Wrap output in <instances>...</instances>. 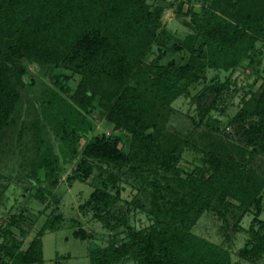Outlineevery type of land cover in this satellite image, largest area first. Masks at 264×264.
<instances>
[{
  "label": "trees",
  "instance_id": "16d2710c",
  "mask_svg": "<svg viewBox=\"0 0 264 264\" xmlns=\"http://www.w3.org/2000/svg\"><path fill=\"white\" fill-rule=\"evenodd\" d=\"M161 3L0 0V151L6 152V128L20 116L29 64L71 69L79 75L74 92L60 96L62 105L48 100V109L42 111L62 140L64 153L79 154L68 178H102L103 184L81 204L108 231L107 244L90 247V264L127 259L135 264H236L235 255L263 264L264 86L252 90L249 98L240 97V108L230 119L237 124L234 136H216L222 118L210 111L218 100L224 103L238 93L236 79L233 84L230 77L221 80L220 70H258L262 63L264 0H181L177 15L190 27L183 38L164 21ZM200 80L203 89L195 96L191 85ZM181 96L192 97L202 110L191 115L193 126L187 131L170 124L173 102ZM222 105L224 114L229 105ZM94 108L113 125L112 133H91ZM187 148L202 154L193 168L183 164ZM35 152L34 197L57 201L59 158L50 148L38 153L36 147ZM39 166L42 178L37 176ZM125 169L137 187L126 207L119 194ZM134 209L150 218L147 227L131 223ZM205 211L220 221L221 240L194 231ZM20 212L9 216L6 227L0 225V264H45L43 234L61 227L64 214L52 212L23 248L27 215L24 208ZM249 213L253 216L245 226ZM243 232V245L230 248ZM73 235L89 238L92 233L80 227ZM66 256L58 254L56 260Z\"/></svg>",
  "mask_w": 264,
  "mask_h": 264
},
{
  "label": "rangeland",
  "instance_id": "374dc122",
  "mask_svg": "<svg viewBox=\"0 0 264 264\" xmlns=\"http://www.w3.org/2000/svg\"><path fill=\"white\" fill-rule=\"evenodd\" d=\"M160 2L165 6L164 21L172 30L178 31L180 38L185 37L190 31V27L186 26L177 15L181 0H160ZM186 8L187 6L185 5L184 10ZM259 44L263 48L262 52H264L262 43ZM261 58L262 63L258 70H255L252 66H243L244 68L240 67L233 73L230 70L219 71L223 81L230 77L231 83H234L236 79L238 93L229 95L228 99H224V103L229 105L224 114L220 112L224 103L219 102V100L218 106L210 111L214 116L222 118V123L218 127L220 130L216 132L217 137L222 136L225 138L228 134L236 135L235 126L237 124L231 123L230 119L235 116L240 108V97L244 95L249 98L252 90L259 91L263 88L264 53ZM61 71L69 74V76L61 75L58 77L57 74ZM25 79L27 80V85L22 89L23 103L20 108V116L13 125L6 128L7 131L3 136V142H5L2 143V146L6 148V152L2 153L0 151V225L2 228L6 227L9 216L14 213H21L20 211L24 208L25 213L23 216L27 215V219L22 224L23 228L27 230V234L23 237V248H26L43 226L47 217L52 212H61L64 214V222L61 227L48 229L43 234L45 264H58V262L62 261L65 264H90V247L97 244H107L108 231L98 218L92 217V211L85 214L81 204L87 200L94 187L103 184L102 178L97 175L91 176L86 180H70L68 178L78 163L79 154L72 156L69 152L64 153L65 149H63L62 140L53 131L49 119L42 111L48 109L47 102L50 99H56V104L62 105L64 102L60 96L68 97L69 93L72 94L74 92L79 81V75L71 69L63 67H39L36 63H30ZM212 83L210 82L209 84ZM203 84V80L192 84V94L198 95L203 89ZM173 104L175 109L170 118L172 128L181 131L189 130L193 126L191 115L199 116L198 114L202 110H199L197 102L192 100L190 96L178 97ZM36 110L40 111L38 115H35ZM101 111L99 108H94L90 111V118L95 124L92 134L103 131L112 133L113 131V125L106 120ZM36 147L40 151L38 153H44L46 148H50L53 150V154L58 156L61 163L62 170L59 172V183L54 189L56 194V197H54L58 199L57 201L52 198L49 203H44L34 197L35 188L32 187L31 183L33 179L31 162L32 159L37 161ZM77 147L81 150L84 147V143L80 141ZM125 149H128V147ZM201 155L200 152L187 148L183 164L187 168H193ZM36 172L39 178L44 176L43 167H37ZM131 177L128 170L125 169L119 183L121 188L119 194L124 199V207L129 205L126 202L133 199L137 193V187ZM114 192H116L115 188ZM143 200L145 201L146 199L144 198ZM130 206L133 208L132 204ZM252 216L253 214L249 213L244 217L243 223L245 226H248ZM78 218L81 221L80 226L77 223ZM150 222V218L144 211L139 209L132 210L131 223L136 228H145ZM219 223L220 221L215 213L205 211L194 226V231L219 241L222 239V235L218 230ZM80 227L85 228L92 235L89 238L74 236L73 231ZM123 228L121 227L120 230ZM14 235L22 238V234L17 229H14ZM121 235L124 236L125 233L122 232ZM245 238L246 234L244 232L237 234L230 248L236 250V247L243 245ZM233 253L235 254L236 252L233 251ZM58 254L67 256L63 257L62 260H56ZM235 262L236 264H256L249 260H243L236 255ZM115 264H135V262L133 259H127Z\"/></svg>",
  "mask_w": 264,
  "mask_h": 264
}]
</instances>
